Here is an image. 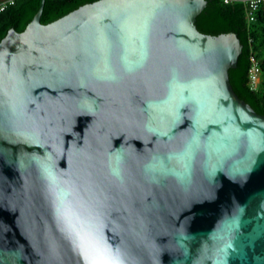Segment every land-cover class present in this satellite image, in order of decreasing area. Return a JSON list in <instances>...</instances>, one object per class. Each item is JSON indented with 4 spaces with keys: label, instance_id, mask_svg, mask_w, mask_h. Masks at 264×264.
<instances>
[{
    "label": "water",
    "instance_id": "obj_1",
    "mask_svg": "<svg viewBox=\"0 0 264 264\" xmlns=\"http://www.w3.org/2000/svg\"><path fill=\"white\" fill-rule=\"evenodd\" d=\"M0 42V264H264V115L207 0H97Z\"/></svg>",
    "mask_w": 264,
    "mask_h": 264
},
{
    "label": "trees",
    "instance_id": "obj_2",
    "mask_svg": "<svg viewBox=\"0 0 264 264\" xmlns=\"http://www.w3.org/2000/svg\"><path fill=\"white\" fill-rule=\"evenodd\" d=\"M97 0H45L41 22L48 24L81 5ZM41 0H17L0 13V42L10 29L22 32L33 20ZM196 26L202 33L219 35L235 33L243 48L237 67L229 70L230 82L238 96L250 104L256 112L264 115V5L256 13V20L249 22L246 7L241 2L226 3L225 0H207L199 14ZM253 60L260 64L261 82L252 89L250 70Z\"/></svg>",
    "mask_w": 264,
    "mask_h": 264
},
{
    "label": "built area",
    "instance_id": "obj_3",
    "mask_svg": "<svg viewBox=\"0 0 264 264\" xmlns=\"http://www.w3.org/2000/svg\"><path fill=\"white\" fill-rule=\"evenodd\" d=\"M17 0H4L0 2V13L5 11L10 5H14ZM226 3L241 2L245 5L247 11V19L251 23L256 20V13L259 8L264 5V0H225ZM260 64L253 60L250 70V81L252 89L257 90L260 84Z\"/></svg>",
    "mask_w": 264,
    "mask_h": 264
},
{
    "label": "clouds",
    "instance_id": "obj_4",
    "mask_svg": "<svg viewBox=\"0 0 264 264\" xmlns=\"http://www.w3.org/2000/svg\"><path fill=\"white\" fill-rule=\"evenodd\" d=\"M4 1V0H3ZM2 2V1H1ZM260 82H261V78H260Z\"/></svg>",
    "mask_w": 264,
    "mask_h": 264
},
{
    "label": "crops",
    "instance_id": "obj_5",
    "mask_svg": "<svg viewBox=\"0 0 264 264\" xmlns=\"http://www.w3.org/2000/svg\"><path fill=\"white\" fill-rule=\"evenodd\" d=\"M3 1V0H0V2Z\"/></svg>",
    "mask_w": 264,
    "mask_h": 264
}]
</instances>
